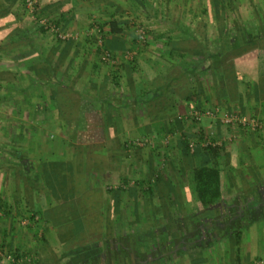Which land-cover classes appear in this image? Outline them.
Segmentation results:
<instances>
[{
    "label": "rangeland",
    "instance_id": "1",
    "mask_svg": "<svg viewBox=\"0 0 264 264\" xmlns=\"http://www.w3.org/2000/svg\"><path fill=\"white\" fill-rule=\"evenodd\" d=\"M251 1L256 2V0ZM251 1L249 2L251 3ZM228 6L226 23L230 30H233L236 24L246 25V27L253 29L264 20V5ZM221 12L222 10L216 9L212 5H131V10L123 11V14L120 15L128 23L122 28L124 32H121L124 33V36L130 37L129 44L124 45L121 42L116 48H111L110 42L108 46L106 44L107 40L105 41V39L113 35L110 34L113 32L100 21L98 10H92L91 13L87 14L88 24L87 27L83 28V32L87 35V38L84 35L85 41L87 43L90 41L89 47L95 53L93 62L100 59L103 72L106 71L107 73L110 70L114 71V69L117 71L119 68L124 70L126 66H131L133 59H137L141 65L139 73L141 71L154 73V69L161 70L162 67L168 65V58L163 56L161 50L167 42V37L182 39L181 43L186 44L188 42L194 43L192 41L193 36L198 39L205 36L209 46H213L214 38L219 35V24L223 21ZM104 15L106 18L109 17L110 22L112 21L113 16L110 14L109 7H107ZM95 21L100 23H96L101 30L100 32L94 28ZM81 34L78 35L79 39ZM135 35H137L136 40L134 39ZM117 48L120 50L119 53ZM85 60L88 62L87 58ZM93 65L92 63L91 66ZM121 70H119L120 73ZM101 72V68L98 69L97 74L94 73V68L92 69L97 82L104 78L105 73L101 75ZM90 75V70L88 74H82L80 77L74 73L69 75L74 87L78 89L72 95L79 100L77 114L79 122L74 131L76 133L74 139L68 136L73 132L69 129L68 123L32 121L30 119L19 125L10 119L9 121L0 119V218L5 215L9 221L13 222L8 249L7 251L0 249L2 252L0 258L1 256L14 258L24 264H44L47 258L53 255L56 264H68L77 257L74 252L62 254L63 243L76 234L87 235L88 232L90 234L94 231L93 229L99 230V227H96L91 220H85L86 217L84 218V216V221L75 216L76 219L70 218L73 219L71 224L64 221L62 222L63 225H55L53 222L61 221L59 219L65 218V214L52 212L55 204L53 202L50 204V201L47 200L46 193L48 192L45 191L44 186L45 182L51 183L52 180H56L55 177L70 178L74 170V172L80 171L81 174H84L82 176L90 183L92 189L101 190L105 200L110 197L107 191L108 187H117L121 183V176L124 175L129 178L131 188L137 186L139 188L138 181H144L150 174L153 177H163L169 183L173 198L150 197L149 212H143L145 201L141 196H139L138 203L131 197V201L128 199L130 201L129 209L123 208L122 218L126 217L127 222L131 221V224L129 222L124 226L125 232L131 233V264H235L236 262L264 264V241H262L264 240L262 227L264 223H260L262 225L260 229L258 223L255 222L252 225L253 221L251 220L250 224L241 231L242 228L239 224L245 219L240 218V212H236L239 209V201L231 202L233 207L228 209L223 206V208L220 207V214L207 218V220L198 217L194 196L190 189L189 165L191 163L188 161L184 148L187 139L190 151L194 153V162L197 165L209 163L203 149L210 140H215L217 145L222 144L225 154L234 149L233 146H237L240 150L239 143L245 138L249 139L250 132L260 133L259 130L264 131V128L257 130L251 125L248 126L251 130L247 129L240 122L254 118L264 123V117L257 115L259 108L256 112H254L256 109H253V112L247 114L243 111L239 98L227 102L224 94H222V98H219L215 88L205 86L204 83V93L201 94L202 96L200 95V100L204 101H202L200 108H197L195 103L178 100L176 108L167 111V115H169L166 119V122L168 121L167 132L157 134L153 130L152 121L146 116V111L142 112L137 108L134 110L132 105L123 106L118 109L119 121L123 123L120 125L121 131L118 135H122L124 140L123 133H125L126 141L131 142V147H129L130 150L128 149L129 155L120 164L118 158L113 157L109 150L110 147L119 146L120 137L112 140L113 138L109 136V127L105 122L107 109L104 99L109 98L108 96L115 92V86L110 81L111 86L107 87L104 92L102 91L100 96L99 90L101 88L89 84L88 76ZM124 80L121 83L122 87L118 90L122 94L127 92ZM254 82L257 83V81ZM219 86L220 84L216 90H221ZM221 91L224 93L223 90ZM250 94L252 98H255L253 92ZM219 99L223 100L219 101ZM112 101L116 102L119 99L114 97ZM129 102L131 101L129 100ZM4 109L5 112H9L8 108L4 107ZM137 113L138 117L135 118ZM230 119H233L230 123L226 122ZM226 126V129L230 131V137L224 139L221 137L220 131ZM141 127H147L146 135H142L139 131ZM26 128L29 134L19 133V129L24 131ZM201 131L206 140L201 139L200 141ZM180 140L181 142H179ZM2 144L3 146H1ZM84 145L90 146L92 151L86 153V147H79ZM77 151H83V154L77 153ZM74 152L77 153V156ZM91 157H94V160ZM61 159L65 160L57 161ZM55 160L60 162L58 163L60 166L56 170L48 167V163ZM252 160L256 164L252 152L247 154L238 150L231 156V159L230 156L226 155V158L222 160L224 167L223 185L228 182L227 174L233 175L231 182L235 184L224 188V191L229 195L233 191L232 196L238 198L237 193L239 194L246 187L245 181L243 184L241 180L247 181L253 178L251 177L254 174L253 171L246 170ZM95 161L107 165L108 168L105 171L98 170V172L97 168H94ZM70 162L73 170L69 169ZM172 187H175L176 190ZM231 188L232 191H230ZM51 189L48 191L55 193ZM57 194H60L59 191ZM73 196L72 191L69 199H72ZM33 199H39L40 207L43 210L50 209L51 212H48L49 219H43L37 212L38 215L34 214L38 210L39 204L30 206ZM79 199V196L75 197L77 202ZM63 200L60 198L58 202L61 203ZM231 209L230 218H226L230 222V227H228L224 218ZM101 211L104 218L102 227L106 222V215L104 214H107L108 223L112 230L114 232L119 231L120 222L115 215L111 217V210L106 212L107 210L102 209L100 213ZM152 212L161 224H157L158 221L156 220L149 221L147 219L148 213ZM140 213L142 217L139 216ZM94 214H96L95 211L86 212V216L89 215V218ZM169 215L177 219H169ZM190 216L193 217L190 218ZM213 221L218 222V224L214 226L211 224ZM106 225L109 226L107 223ZM103 228L105 230V227ZM233 229L239 230L237 236L233 233L231 235ZM163 232L168 233L169 236L164 238ZM159 235H162V240L165 242L155 246L152 239ZM202 241H205V244L209 243L210 246L203 247L204 251L201 256L187 253L189 248L197 246ZM260 244H262L263 249L256 252V247ZM126 245L129 247V243Z\"/></svg>",
    "mask_w": 264,
    "mask_h": 264
},
{
    "label": "trees",
    "instance_id": "2",
    "mask_svg": "<svg viewBox=\"0 0 264 264\" xmlns=\"http://www.w3.org/2000/svg\"><path fill=\"white\" fill-rule=\"evenodd\" d=\"M212 6L222 10L221 16L223 19L219 24V35L214 38L215 43L213 46H209L205 36H203L204 38L199 37L200 39L193 36L194 39L192 41H194V43L188 42L186 44L181 43L182 39L167 37V42L163 45L161 50L163 56L168 58V65L162 67L161 70L157 68L156 70L154 69V73L149 71H141V73H139L141 65L137 59H133V61H131V66H126L124 70L118 67L119 69L117 71L114 69V71L110 70L106 73L102 86L103 92L109 81H112L115 87L120 88L122 87L121 83L123 79H125L124 83L127 87L126 93H123L122 96L118 95L120 103L112 101L111 95H109V98L105 101V107L107 109L105 122L109 129L114 128L115 134L120 132V125L123 124L119 121L120 117L118 114V109H121L123 106L132 105V109L134 110L137 108L142 112L146 111V116L152 121L155 133L165 134L167 132L168 122H166V119L167 116H169L167 115V111L175 109L178 100L195 103V106L200 108L202 101H204L200 100V95L204 93V83L205 86L214 87L219 98H222V94L226 96L225 99H227V102H232L239 98L240 104L243 100L240 85L243 84L248 88H251L252 85L255 87L256 83L253 78L258 75V66L261 67L260 69L264 70V20L261 24H258V27L256 26L253 29L246 27V25L241 26L236 24L233 30H230L226 23L229 6ZM35 14L37 18L40 19L39 5L36 7ZM121 19L122 18L119 20ZM95 23H98V21H95ZM110 23V29L113 33L122 31L123 26L128 24L127 21L121 22V26H116L113 21ZM40 25V29L43 30L44 26L42 24ZM136 36L137 35L134 36L135 40ZM98 52L100 53L99 49ZM93 63L96 70L100 68V59ZM119 70H121V73ZM90 77V83L94 84V86H99V82L96 81L97 79L94 78L93 74H91ZM219 84L220 86H224V88L223 86H219L224 93H222L221 90H216ZM69 92L74 94L77 91L72 90ZM64 93H66V95L68 94L66 90H56L55 93H53V99H55L54 103L57 104L56 107L59 109L58 112L60 118H62L63 124L68 123L69 129L73 131L71 134H68V136L74 139L76 137L74 131L79 122L77 118L79 100L75 99L73 97L74 95L69 98L66 95L64 97ZM117 93H119L118 90ZM251 94L249 96H251ZM129 100L131 102H129ZM220 100L223 99H219V101ZM134 105L136 106L134 107ZM137 117L138 113L135 118ZM246 128H248V126H246ZM139 131H141L142 135H146L147 127H141ZM123 135L125 138L123 140L122 135L120 136L119 147L109 149L113 157L116 159L118 158L120 164H122L124 158L129 155V147H131V142L128 140L126 141V134L123 133ZM203 135L201 131L199 135L200 141L201 139H205ZM179 142H181V140ZM79 147H86V153L92 151L90 146L87 145ZM184 148L187 153L186 156L188 161L191 163V165H189L191 180L190 189L194 196L193 198L196 204V213L198 217L207 220V218L219 215L220 207L223 206L227 209V201L223 197L224 167L222 165V160L226 158L223 145L215 144V140L209 141L203 149L205 150V155L208 157L209 163L204 165L195 164L194 153L190 151L187 139L184 143ZM78 152L79 151H77V153ZM74 153L75 156H77V153ZM79 153L83 154V151ZM182 155H184L183 152ZM91 158L94 160V157ZM64 160L65 159H61L57 161ZM57 161L49 162L48 167L55 170L58 169L60 166L58 163L60 162ZM72 168L73 166L71 163L69 169L73 170ZM94 168H97V171H105L107 165L95 161ZM82 175L84 174H81L80 171L74 172L73 170L70 178L55 177L56 180H52L51 183L45 179V181H47V183H44L45 191L48 192L46 193V198L50 201V204L51 202L55 204L53 205L54 209L52 212L56 211L65 214V218L62 217L59 219L61 221L53 222L55 225H63L62 222L64 221H68L69 224H71L73 219L70 218H75L76 216L83 219L84 216V218L86 217L85 220L89 219L96 227H99V230L93 229L94 231L90 234L89 232L87 235L79 233L69 240H66L62 245V254L66 255L68 252H74L76 254L77 257L68 264H80L82 259H85L86 263L89 264H131V233H126L124 230V226L129 222V224H131V221L127 222L125 219L126 217L122 218V214L124 213L123 208L125 207L126 210L129 209L128 205L131 201V197L138 203L139 196H141L145 201L143 212H149L148 204L150 197L157 196L163 199L164 197L173 198L169 183L164 180L163 177H153L150 174L144 181H138L140 184L139 188L138 186L131 188V186H129V178L124 175L121 176V183L118 184L117 187H108L107 191L110 197L105 200L101 190L92 189L90 183H88ZM48 189H51L55 193H51ZM57 191H59V195ZM72 191L74 196L72 199H69V195ZM77 196L80 197L78 202L75 200ZM60 198L64 199L61 203L58 202ZM82 200L83 202H81ZM91 203H93V205H91ZM102 209H104V211L107 210L106 212L111 210V217L114 215L116 216V219L120 222L119 231L114 232V230H112L108 223L107 214L103 212V214L106 215V217L104 216L106 220L105 225H103V227H105L104 230L102 227V220L104 219L102 217V211L100 213ZM157 210L159 211L160 209ZM88 211H95L96 214L89 218V215L86 216V212ZM36 212L40 214L43 219H49L48 212L51 211L50 209L43 210L39 207L38 210L34 212L35 215H38ZM84 213L85 215H83ZM141 213L139 216L142 217ZM154 215L153 212L148 213L147 219L149 221L156 220L158 221L156 222L157 224H161L160 220ZM228 215L225 219L230 218ZM169 216L168 218L172 220L176 218L172 215ZM192 217L193 216H190V218ZM226 220L225 224L230 227V222L228 219ZM106 223L109 225L108 227ZM211 224L215 226L218 222L213 221ZM87 226H89V224H87ZM163 233L164 238L165 236H169L168 233ZM232 233L237 236L239 230L233 229L231 235H233ZM162 239V235H159L157 238L154 236L152 241L155 246H158L159 243L162 244L165 242V240ZM188 239L193 240L191 238ZM126 243H129V247H126ZM208 245L209 243L205 244V241H202V243L197 246L189 248L187 253L189 255H196L198 252H201L204 246ZM80 256L83 257L79 258ZM44 264H56L55 257H53V255L49 256Z\"/></svg>",
    "mask_w": 264,
    "mask_h": 264
},
{
    "label": "crops",
    "instance_id": "3",
    "mask_svg": "<svg viewBox=\"0 0 264 264\" xmlns=\"http://www.w3.org/2000/svg\"><path fill=\"white\" fill-rule=\"evenodd\" d=\"M249 1L251 0H40L38 5L41 21H52L72 35V38L60 40L48 29L44 27L43 30L40 29L41 22L32 21L25 9L23 0H0V119L5 121L10 119L16 124L19 123V125L30 119L32 121L63 122L58 112L59 109L56 107L57 104L54 103L53 93L56 90H66L68 94L64 93V97L65 95L68 98L72 97L73 95L69 91H77L78 89L74 87L69 75L74 73L77 77H80L82 74H88L89 70L93 74V68L95 74L98 71L94 65L91 66L93 60H95V53L89 47L90 41L89 43L85 41L87 35L83 32V28L87 27L88 24L87 14L91 13L92 10H98L100 21L106 25L105 27L111 28L109 17L106 18L104 15L107 7L110 8V14L113 16L111 20H115L113 22L116 26H121V22H126L127 20L124 18L119 20L121 18L120 15L123 14V11L131 10V5H264L263 0H256L255 3L252 1L250 3ZM120 32L110 33L113 35L105 39V41L107 40V46L109 42L111 48H116L121 42L124 45L129 44L130 37L124 36V33L122 34L124 31ZM80 33H82V36L79 39L78 35ZM84 35L86 36L84 37ZM117 49L119 53L120 50L119 48ZM86 58L88 62L85 60ZM100 68L102 70L101 75L104 73L106 75V71L103 72L101 66ZM260 68L258 66V75L253 78L254 81H257L255 87L252 85L251 88H248L243 84L240 85V91L243 95L241 104L243 111L247 114L253 112V109H256L254 111L256 112L259 108L257 115L264 117V70ZM90 76H88L89 80L91 79ZM104 78L102 81L100 80L99 86L97 85L98 87L101 85L100 96L103 91ZM110 86L109 81L107 87ZM95 89L97 90V88ZM117 90L119 88L115 87V92H110L112 98L119 99L118 95H123L122 93H117ZM250 92L255 94V98H252V95L249 96ZM104 100H107V98ZM116 102L118 103L119 101ZM4 107L8 108V113L5 112ZM226 128L223 127L220 131V135L224 139L230 137V131ZM247 129L251 130L249 127ZM109 130V136L113 138L112 140L120 137L118 135L119 132L114 133V128ZM21 132L29 134L27 128L24 131L19 129V133ZM259 132H250L249 139L245 138L239 143V146H241L240 150L237 146H233L234 149L231 146L232 150L226 152L230 159L237 150L247 154L252 152L256 162L254 164L252 160L250 166H246V170L253 171L254 174L251 176L253 178H247L249 179L247 181L241 180L243 184L245 181L246 187L243 188L242 192L237 193L238 198L232 196V188L230 189L232 191L230 195L223 190V197L227 201V209L233 207L231 202L239 201V209L236 212H240V218L243 217L245 219L239 224L240 228H242L241 231L250 224L251 220L253 221L251 224L258 223V228L260 229L262 226L260 223H264V131L259 130ZM16 152L18 153L19 151ZM226 176L228 182L224 183V188L228 185L230 187L231 185L234 186L235 184L231 182L233 175L227 174ZM32 193L33 190L31 195ZM32 202H29L30 206L37 205L39 204V199H33ZM231 212L232 209L229 211L230 215ZM262 227L264 229V224ZM12 228L13 222L9 221L5 215L0 218V249L7 251ZM262 247V244L258 245L256 252L262 251ZM203 251L202 249L195 256H201ZM224 259L227 260V258ZM20 262L23 263L14 258L2 256L0 258V264H21ZM80 264L89 263L82 259ZM235 264L241 263L236 262Z\"/></svg>",
    "mask_w": 264,
    "mask_h": 264
},
{
    "label": "built area",
    "instance_id": "4",
    "mask_svg": "<svg viewBox=\"0 0 264 264\" xmlns=\"http://www.w3.org/2000/svg\"><path fill=\"white\" fill-rule=\"evenodd\" d=\"M40 2V0H23V4L25 5V9L27 11V13L29 14V16L31 17L32 20H34V22H41V24L48 29L50 32H52L53 34H55L59 39L61 40H67L71 37V35L67 32L64 31L59 25H57L56 23L52 22V21H48V20H42L37 18L35 11H36V7L38 5V3ZM96 30H98L100 32V29L98 27V24L95 23V27ZM199 118V117H198ZM233 119L227 120L226 122L230 123ZM242 122L244 125L246 126H254L255 128H260L263 129L264 128V123L261 121H258L257 119H250V120H242L240 121Z\"/></svg>",
    "mask_w": 264,
    "mask_h": 264
}]
</instances>
